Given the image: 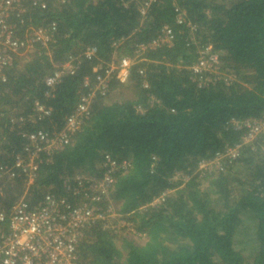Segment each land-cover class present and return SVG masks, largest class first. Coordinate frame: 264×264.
I'll use <instances>...</instances> for the list:
<instances>
[{
    "label": "trees",
    "instance_id": "1",
    "mask_svg": "<svg viewBox=\"0 0 264 264\" xmlns=\"http://www.w3.org/2000/svg\"><path fill=\"white\" fill-rule=\"evenodd\" d=\"M177 1L196 31L175 23L173 0H157L144 19L135 2L124 0H47L45 8L25 1L20 17L14 15L21 38L33 26H56L51 42L33 44V51L14 56L0 73V207L10 211L24 197L34 208L48 192L87 202L86 192L73 195L77 177H102L106 154L130 162L115 172L110 196L101 202L128 224L110 226L106 219L86 227L77 248L83 264H264V137L244 146L224 170L193 175L200 160L239 142L243 130L233 128L232 119L264 112V0ZM165 24L175 32L173 43L137 55L136 46ZM193 36L211 44L222 69L236 79L197 86L188 68L197 58ZM115 44L119 56H138L129 80L112 82L106 97L94 98L90 116L63 148L44 158L29 184L15 166L29 146L26 135L63 126L90 91L85 77L93 80V68L111 60ZM88 47L96 48V56L85 57ZM74 57L77 72L49 90L45 77ZM35 101L51 113L33 122L27 118ZM12 117L26 120L14 125ZM177 171L190 179L175 180ZM128 226L145 240L130 237Z\"/></svg>",
    "mask_w": 264,
    "mask_h": 264
},
{
    "label": "built area",
    "instance_id": "2",
    "mask_svg": "<svg viewBox=\"0 0 264 264\" xmlns=\"http://www.w3.org/2000/svg\"><path fill=\"white\" fill-rule=\"evenodd\" d=\"M25 1H29L32 6L47 7V0H0V73L12 62L14 56L23 55L32 50L33 44L38 42L47 44L52 41L55 22L31 27L26 38L18 36L16 24L13 21L14 15L20 17L24 11ZM156 1L124 0V3L135 2L137 10L144 19ZM173 1L177 13L175 23L185 24L190 30L196 31V24L187 18L186 11L180 8L178 1ZM174 37L175 32L172 26L165 24L152 40L136 46V54H141L148 47L172 44ZM193 42L196 45L197 58L188 68L197 86L203 87L219 80L230 84L236 79L233 73L222 69L220 55L211 44L197 39H193ZM118 46L115 44L111 60L105 63L100 62L93 68L95 77L92 81L85 77L84 85L89 87L90 91L80 97L72 112L65 117L60 129L35 130L26 135L29 146L26 147L25 154L16 156L15 166L20 168L31 182L35 177L34 171L38 169L44 158H48L53 151L63 148L80 129L84 120L90 116L94 98L106 97L112 89V82L125 84L129 80L132 65L138 56H119ZM84 54L87 58L94 57L96 48L88 47ZM78 59L74 57L66 60L45 77L49 90H53L63 76L74 75L77 72ZM138 72L143 78L142 86L148 88L145 70L142 68ZM50 113V107L43 102L35 101L33 112L27 119L35 122L37 118ZM11 119L14 125L26 120L23 117ZM231 125L235 129L243 130L239 142L218 152L213 158L199 162L193 175L210 172L211 167L217 162H222L220 168H217L222 169L240 155L244 146H254L259 137H264V112L259 118L232 119ZM262 149L264 150V146ZM129 164L127 160L123 164L118 163L112 155L106 154L104 166L107 167V171L102 177H77L80 182L75 186L73 195L84 191L85 196L89 198L87 202L72 203L68 197H57L48 192L34 208L30 207L24 197L20 198L10 211L0 207V264H83L77 255L82 233L92 223L98 220L104 221L113 213L112 206L105 208L101 202H105L110 195L109 190L114 182L115 172L127 168ZM1 169H3L2 173L8 174L14 167ZM190 177V174H185L184 180ZM86 179L89 182L88 185L81 182ZM69 191L70 184L67 183L68 196H70Z\"/></svg>",
    "mask_w": 264,
    "mask_h": 264
},
{
    "label": "rangeland",
    "instance_id": "3",
    "mask_svg": "<svg viewBox=\"0 0 264 264\" xmlns=\"http://www.w3.org/2000/svg\"><path fill=\"white\" fill-rule=\"evenodd\" d=\"M221 2H222V0H221ZM193 39H195V37L193 36ZM31 51H33V50H30L29 52H31ZM124 91H125V94H130L131 93V91H130V88H127V87H125V89H124ZM109 98V97H108ZM108 98H105V100H107ZM113 157V156H112ZM113 159H115L116 161H118V163H124V161H126L127 160V158L126 157H124V158H121L120 160H118L117 158H114L113 157ZM206 160H209V159H206ZM127 161H129V160H127ZM202 160H200L199 162H201ZM198 162V163H199ZM222 164V162H217L214 166H212L211 167V171L210 172H206V173H211V172H216V171H222V170H224L225 168H226V166L228 165V164H226L225 166H224V168H222V169H217V168H220L219 166ZM205 173V174H206ZM184 176H185V174L182 172V171H177V173L175 174V176L173 177L175 180L176 179H178V180H184ZM32 178V177H31ZM34 179H35V177H34ZM34 179H33V181H34ZM32 181V182H33ZM31 181L29 182V184H31L32 183ZM162 195H164V193L162 194ZM161 195V196H162ZM110 196V195H109ZM161 196L160 197H157L155 200H154V202H160V200H161ZM109 198V197H108ZM125 221H126V217L125 216H118L116 213H115V211H114V209H113V213L109 216V218H108V220H107V222L110 224V226H114V225H116V224H124L125 223ZM116 222V223H115ZM245 222H246V224H252V221H251V219H249V218H246V220H245ZM126 224H128V223H125L124 225H126ZM124 231H126L127 233H128V235L130 236V237H132V238H134L137 242H143L144 240H145V235H143V234H141V233H137L135 230H134V228L133 227H131V226H128V227H126V229L124 230ZM247 233H249V231L247 230ZM247 235L248 234H245V232H243V234H241V240H243V241H245L246 239H247ZM116 242H117V244L118 245H120L121 244V242H120V239H117V240H115Z\"/></svg>",
    "mask_w": 264,
    "mask_h": 264
}]
</instances>
